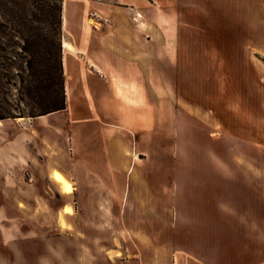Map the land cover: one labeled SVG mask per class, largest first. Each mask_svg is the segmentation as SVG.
I'll return each mask as SVG.
<instances>
[{"label":"rangeland","instance_id":"obj_1","mask_svg":"<svg viewBox=\"0 0 264 264\" xmlns=\"http://www.w3.org/2000/svg\"><path fill=\"white\" fill-rule=\"evenodd\" d=\"M181 1L183 10L178 19L170 15L168 33L184 42L185 73L171 68L168 89L157 92L168 96L158 113L169 121L154 123L146 137L131 141L126 147L131 170L107 174L113 186H95L90 175L76 171L82 185L74 184L71 210L65 208L73 214V226L98 228L105 242L152 244L154 255L172 243L198 245L197 252L209 254V245L243 238L256 242L264 232V47L257 46L264 43V12L249 5L253 0ZM38 3L26 0L31 20L39 15ZM6 8L0 113L28 115L34 104L23 100L19 90L16 70L24 57L12 29L23 7L8 3ZM56 132L47 133L42 147L68 151L69 134ZM54 154L50 162H64L63 154ZM46 178L44 169L37 170L31 189L47 197L46 211L34 215L39 204H32L21 222L39 224L40 218L46 226H71L61 213L58 221L52 217L66 202L48 189Z\"/></svg>","mask_w":264,"mask_h":264},{"label":"crops","instance_id":"obj_2","mask_svg":"<svg viewBox=\"0 0 264 264\" xmlns=\"http://www.w3.org/2000/svg\"><path fill=\"white\" fill-rule=\"evenodd\" d=\"M251 2L264 12V0ZM182 5L181 0H64L63 41L74 47L63 48L66 108L0 123L2 264H264V232L256 242L243 238L209 245V254L197 252L198 245L172 243L161 246L165 253L154 255L152 244L105 242L98 228L73 226L72 212L65 211L74 184L82 185L76 182V171L90 175L95 186H113L107 174L131 170L126 150L131 141L146 137L154 123L169 121L158 113L168 96L157 92L168 89L171 68L185 73L184 42L179 34L168 33L174 20L170 15L178 19ZM50 130L69 134L68 151L42 147ZM54 153L63 154L64 162H50ZM40 168L46 171L48 189L61 193L66 202L52 217L58 221L61 213L71 226H46L40 218L39 224L21 222L32 204H39L32 209L34 215L46 211L47 197L31 193ZM54 170L72 183V193L61 190L52 177ZM12 190L17 194L8 193Z\"/></svg>","mask_w":264,"mask_h":264},{"label":"trees","instance_id":"obj_3","mask_svg":"<svg viewBox=\"0 0 264 264\" xmlns=\"http://www.w3.org/2000/svg\"><path fill=\"white\" fill-rule=\"evenodd\" d=\"M38 1L39 15L31 20L25 10L26 0H0V36L3 37L9 35L8 26L4 23L9 21L8 14H4V5L6 10L8 3L14 7H23L19 11L18 26L12 27L21 40L24 57V65L16 71L22 99L34 104L28 115L23 112L0 113V119L37 117L63 110L67 105L63 60V0Z\"/></svg>","mask_w":264,"mask_h":264},{"label":"bare ground","instance_id":"obj_4","mask_svg":"<svg viewBox=\"0 0 264 264\" xmlns=\"http://www.w3.org/2000/svg\"><path fill=\"white\" fill-rule=\"evenodd\" d=\"M63 42H64L63 46H64V48L66 50H70L71 51V50L74 49L73 45L69 41L64 40ZM53 177H54V179L57 182L60 183L61 189H63V191L65 193H72L73 192L72 183L65 177V175L62 172H60L59 170H54L53 171ZM66 186H70L71 190L70 191H66ZM67 208H68L69 211L71 210L69 206H67ZM67 208H66V210H67Z\"/></svg>","mask_w":264,"mask_h":264},{"label":"snow or ice","instance_id":"obj_5","mask_svg":"<svg viewBox=\"0 0 264 264\" xmlns=\"http://www.w3.org/2000/svg\"><path fill=\"white\" fill-rule=\"evenodd\" d=\"M70 190H71L70 186H66V191H70Z\"/></svg>","mask_w":264,"mask_h":264}]
</instances>
